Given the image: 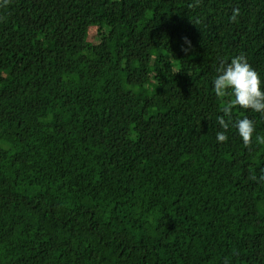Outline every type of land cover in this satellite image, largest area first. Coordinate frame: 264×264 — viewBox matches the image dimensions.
I'll return each mask as SVG.
<instances>
[{
	"label": "trees",
	"instance_id": "trees-1",
	"mask_svg": "<svg viewBox=\"0 0 264 264\" xmlns=\"http://www.w3.org/2000/svg\"><path fill=\"white\" fill-rule=\"evenodd\" d=\"M195 3L0 8V264H264V145L213 91L240 54L264 81V0Z\"/></svg>",
	"mask_w": 264,
	"mask_h": 264
},
{
	"label": "clouds",
	"instance_id": "clouds-1",
	"mask_svg": "<svg viewBox=\"0 0 264 264\" xmlns=\"http://www.w3.org/2000/svg\"><path fill=\"white\" fill-rule=\"evenodd\" d=\"M9 3L10 0H0V8L7 7ZM198 5L199 0H196L190 7ZM239 16V9H234L230 20L238 23ZM188 43L190 45V41ZM216 72L213 91L222 101L220 111L223 113L218 117V123L223 131L217 133V140L226 143L228 140L226 133L231 126L238 131L246 148L251 149L254 143L264 145V136L256 134L255 122L252 119L245 116L233 121L232 118L233 109L237 106L264 115V81L261 80L260 74L244 54L235 56L230 63L222 61ZM228 97L231 99H226ZM250 178L255 179L254 176Z\"/></svg>",
	"mask_w": 264,
	"mask_h": 264
}]
</instances>
